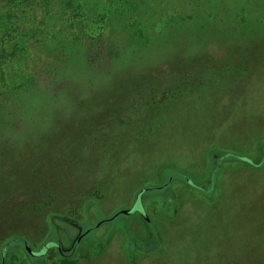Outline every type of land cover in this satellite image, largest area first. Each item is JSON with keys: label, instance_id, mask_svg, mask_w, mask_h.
I'll return each mask as SVG.
<instances>
[{"label": "rangeland", "instance_id": "374dc122", "mask_svg": "<svg viewBox=\"0 0 264 264\" xmlns=\"http://www.w3.org/2000/svg\"><path fill=\"white\" fill-rule=\"evenodd\" d=\"M12 4L0 264H264V0Z\"/></svg>", "mask_w": 264, "mask_h": 264}, {"label": "trees", "instance_id": "16d2710c", "mask_svg": "<svg viewBox=\"0 0 264 264\" xmlns=\"http://www.w3.org/2000/svg\"><path fill=\"white\" fill-rule=\"evenodd\" d=\"M12 1L13 0H0V34L2 35V37H11L13 34H15V35L18 34L19 31L21 30L20 27H18V25H17L14 27L13 30L8 31V28L5 25L6 21L10 18V16H12V15L14 16L17 14V18L19 17V12L17 13L16 11H17V9H20V8L15 7L16 4H12ZM32 8H34V7H32ZM34 11H36V10H34ZM9 41H11V39H9ZM1 95H2V93L0 92V97H1ZM3 96H5V95H3Z\"/></svg>", "mask_w": 264, "mask_h": 264}, {"label": "flooded vegetation", "instance_id": "af4514ba", "mask_svg": "<svg viewBox=\"0 0 264 264\" xmlns=\"http://www.w3.org/2000/svg\"><path fill=\"white\" fill-rule=\"evenodd\" d=\"M58 253L60 254V255H63L64 253L61 251V249H59L58 248Z\"/></svg>", "mask_w": 264, "mask_h": 264}, {"label": "water", "instance_id": "95a60500", "mask_svg": "<svg viewBox=\"0 0 264 264\" xmlns=\"http://www.w3.org/2000/svg\"><path fill=\"white\" fill-rule=\"evenodd\" d=\"M127 212H131V210H129V211H125V210L122 211L123 214H125V213H127Z\"/></svg>", "mask_w": 264, "mask_h": 264}]
</instances>
